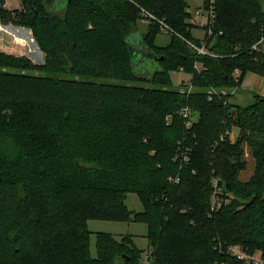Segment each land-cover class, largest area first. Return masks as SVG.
I'll list each match as a JSON object with an SVG mask.
<instances>
[{"label":"trees","instance_id":"trees-1","mask_svg":"<svg viewBox=\"0 0 264 264\" xmlns=\"http://www.w3.org/2000/svg\"><path fill=\"white\" fill-rule=\"evenodd\" d=\"M18 1L0 10L3 22L28 27L44 61L0 51V264H140L132 239L109 233H96L93 257L89 219L146 224L151 264H243L225 253L233 244L264 258V106L233 100L247 73L264 78L262 0H213L202 40L186 0ZM140 20L158 65L148 76L132 64ZM157 21L171 30L166 47L154 46ZM174 72L188 75L189 94L184 80L173 87ZM244 144L256 164L242 184ZM131 192L143 211L126 208Z\"/></svg>","mask_w":264,"mask_h":264},{"label":"rangeland","instance_id":"rangeland-1","mask_svg":"<svg viewBox=\"0 0 264 264\" xmlns=\"http://www.w3.org/2000/svg\"><path fill=\"white\" fill-rule=\"evenodd\" d=\"M188 6V11L191 13V18L195 21H202L201 18H197L194 16V9L203 3V0H186ZM262 2V10L264 11V0ZM20 3L18 0H6V8L5 10L11 11L14 9H19ZM2 15L0 14V51L9 54L14 55L16 57H24L28 58L33 62L35 65H41L44 61V53H42L39 50L38 43L33 40L31 30L28 27H22L19 25H15L12 22L4 24ZM5 26H8L9 28H12L13 31H16L18 29L24 30L26 33L23 36L27 41L28 44L26 46L24 45L25 41L23 39H17L15 36L9 35L8 33H5L2 29L5 28ZM202 28V27H201ZM149 30V23L144 20H140L137 25V31L134 32L130 37V42L133 45V48L138 54L136 57L132 58V64L134 66V71L136 74H139L140 76H148L154 71H156L158 65L157 63H154L150 57L145 53L147 51L141 50L142 45V35L141 33H147ZM191 34L193 35V38L198 40H202L204 38L203 30L199 27H194L191 29ZM171 34H168L165 31H159L158 34L155 36L154 40V46L157 47H166L170 42ZM29 49H31V53L29 52ZM17 71V70H16ZM9 72H15V70H10ZM19 73H24L22 71H18ZM29 73H33L34 75H39L38 72L29 71ZM189 77L187 74L183 73H172V82L173 87L177 88L178 85L182 80L188 81ZM242 91L235 97H233L234 104L237 107L243 108L248 106H255L260 105L264 106V78L259 77L258 75H254L251 73H247L246 77L244 78V81L242 82ZM225 134V133H224ZM229 134V138L232 141H235L239 135V132L236 128H232L230 132H227ZM224 137V135H223ZM221 137V140L222 138ZM244 147V154L242 156V161L245 162V168L241 170L239 174V181L244 184L248 182L251 177L252 173L255 168V160L251 157L250 151L245 144ZM217 179H213L214 186L217 182ZM217 192L216 194L218 193ZM220 192V190H219ZM220 199V198H219ZM218 197L215 196V193L213 195L212 200V210L218 206ZM125 206L130 210L131 212H141L143 211L142 203L137 196L136 193L131 192L127 195L125 199ZM88 223V230H90V245H89V252H91V255L93 257L97 256L96 252V233H109L116 239H121L123 236L130 237L136 246L138 250H140V264L141 260H145L148 258V236H147V226L143 222H140L138 220H97V219H89L87 221ZM260 256V251H257Z\"/></svg>","mask_w":264,"mask_h":264},{"label":"built area","instance_id":"built-area-1","mask_svg":"<svg viewBox=\"0 0 264 264\" xmlns=\"http://www.w3.org/2000/svg\"><path fill=\"white\" fill-rule=\"evenodd\" d=\"M212 3H213V0H210V2H209L210 6L207 10H205L203 8V9H197V11L195 12L196 16L198 14L205 15L206 23L203 24V26L207 27L206 33L208 34V36L212 35L211 30L209 28V26L211 25V21H212L211 18L213 16V4ZM5 8H6V0H0V10H5ZM157 22H158L160 31H165L168 34H170L171 30H169L168 27L162 21H157ZM32 41L34 42V39ZM259 43H260V41L258 43H256L255 45H253L251 49L253 51L257 50L258 49L257 45ZM26 44L29 45V43H27V41H25L24 45L26 46ZM188 44L191 46V48L195 49L197 54L211 55L208 51H206L204 44H202L198 47L194 46L190 42H188ZM29 52L31 53V49H29ZM195 69H198V65H195ZM236 74H237V72H236ZM191 89H192V82L189 81V82H187L186 86L184 88H180L179 91L181 92V94H185V93L189 94L191 92ZM237 92H238L237 87H234L228 91L224 90V89L210 88L207 90V99H208V101H210L214 97H226L228 95V93L236 95ZM179 114L183 118V120H185V125L187 127H189L191 125V121H192L189 108L188 107L184 108L183 110L180 111ZM188 152H189L188 149L182 150L180 152V154L178 156L181 158V161L187 162L188 156H189ZM178 181H179V177H177V176H175L174 179L172 180V182H178ZM224 249H225L224 251L227 254L228 258L236 259L238 261H241L243 264H264V258L261 257L257 251H255V252H249L248 251L247 252L236 244L226 245L224 247ZM153 258H154L153 251L149 250L148 258L145 260H141V264H151L153 261ZM221 264H229V263L222 262Z\"/></svg>","mask_w":264,"mask_h":264},{"label":"crops","instance_id":"crops-1","mask_svg":"<svg viewBox=\"0 0 264 264\" xmlns=\"http://www.w3.org/2000/svg\"><path fill=\"white\" fill-rule=\"evenodd\" d=\"M204 8V4H200L199 6H197L195 9H194V16L197 18H201L202 21H195L191 18V22L193 23V25H195L194 27H199L200 29H202L204 26L203 24L206 23V19H205V15H201V14H198L197 16L195 15V12L197 11V9H203ZM192 17V16H191ZM5 27H8V26H5ZM202 27V28H201ZM203 30V29H202Z\"/></svg>","mask_w":264,"mask_h":264},{"label":"water","instance_id":"water-1","mask_svg":"<svg viewBox=\"0 0 264 264\" xmlns=\"http://www.w3.org/2000/svg\"><path fill=\"white\" fill-rule=\"evenodd\" d=\"M132 50L134 51V55H135V57H136V55L138 54V52H136L135 50H134V48H132ZM141 50H145V51H147V52H145L147 55H148V57H150V59L154 62V63H156L157 62V60H156V56H154L150 51H148L145 47H142V49ZM134 57V56H133Z\"/></svg>","mask_w":264,"mask_h":264}]
</instances>
